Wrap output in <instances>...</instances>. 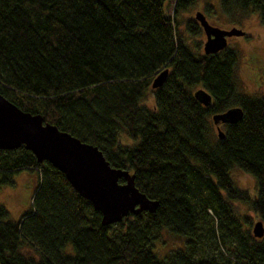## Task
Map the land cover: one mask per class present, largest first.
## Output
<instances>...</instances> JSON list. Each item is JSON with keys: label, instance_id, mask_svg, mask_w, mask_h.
I'll use <instances>...</instances> for the list:
<instances>
[{"label": "trees", "instance_id": "16d2710c", "mask_svg": "<svg viewBox=\"0 0 264 264\" xmlns=\"http://www.w3.org/2000/svg\"><path fill=\"white\" fill-rule=\"evenodd\" d=\"M195 1L0 0V93L96 145L158 202L103 225L51 163L22 145L0 149V186L22 170L36 175L18 220L0 203V264H264V234L254 237L234 205H248L264 225V94L238 86L234 48L204 54L180 35L179 13ZM216 1L230 22L254 12L264 23V0ZM184 25L191 35L202 30L195 19ZM164 67L154 104L143 105ZM197 88L210 94L208 106ZM230 107L242 109L240 120L220 123L219 138L212 115ZM234 165L255 177L253 196L233 183ZM163 228L184 244L160 256Z\"/></svg>", "mask_w": 264, "mask_h": 264}, {"label": "water", "instance_id": "95a60500", "mask_svg": "<svg viewBox=\"0 0 264 264\" xmlns=\"http://www.w3.org/2000/svg\"><path fill=\"white\" fill-rule=\"evenodd\" d=\"M194 19L206 36L202 44L204 54L228 47L227 37L245 35L238 27L226 29L213 25L198 10ZM168 71L169 68L164 67L154 76L152 89L164 83ZM193 95L204 106L211 102L210 94L202 88H197ZM241 114V108L230 107L212 115L219 138L224 134L220 123L237 122ZM21 145L30 150L38 162L47 161L62 172L74 190L101 213L103 225L117 223L129 213L156 210L158 202L136 188L135 178L127 169L112 167L96 145L45 122L38 113L22 110L0 93V149H16ZM121 178L123 182L119 181ZM251 232L256 238L262 237L264 225L261 220L252 224Z\"/></svg>", "mask_w": 264, "mask_h": 264}, {"label": "rangeland", "instance_id": "374dc122", "mask_svg": "<svg viewBox=\"0 0 264 264\" xmlns=\"http://www.w3.org/2000/svg\"><path fill=\"white\" fill-rule=\"evenodd\" d=\"M171 1L166 0V3L169 5ZM208 5L213 6L210 13L206 11ZM167 8L168 12H171L169 6ZM197 10L204 13L207 20L213 25L226 29L238 27L244 31L245 35L231 37L227 40L228 46L234 48L239 55L234 72L235 80L247 95L264 94V23L259 20L258 14L251 12L246 17H239L237 23L230 22L228 18L223 16L224 14L220 11L219 3L216 0H196L191 7L179 13L178 25L180 35L186 39L188 45L195 50V45L198 44L200 51L203 50L202 44L206 39L203 31L201 30L200 34L191 35L185 31L184 25L188 19L194 20L195 11ZM145 91L140 101L143 105L151 107L154 104L151 87ZM220 127L222 128L223 124H220ZM211 131L212 135L216 136L213 123ZM120 142L123 145L130 144L131 140L124 134L121 136ZM228 173L233 183L240 189H247L252 196L256 193L257 183H255V177L252 174L243 172L237 165H234ZM13 180L14 184L0 186V203L8 211L9 220H18L20 214L27 211L31 205L30 199L33 186L36 183V175L22 170L14 176ZM234 205H236L240 214L251 218V224L257 220L249 210L248 205L236 202ZM183 241V237L163 228L161 237L156 243V251L162 256L172 248H182ZM22 251L27 255L36 257L35 253L29 248H23Z\"/></svg>", "mask_w": 264, "mask_h": 264}, {"label": "flooded vegetation", "instance_id": "af4514ba", "mask_svg": "<svg viewBox=\"0 0 264 264\" xmlns=\"http://www.w3.org/2000/svg\"><path fill=\"white\" fill-rule=\"evenodd\" d=\"M231 37H236V36H231ZM231 37H227V40H228L229 38H231Z\"/></svg>", "mask_w": 264, "mask_h": 264}]
</instances>
